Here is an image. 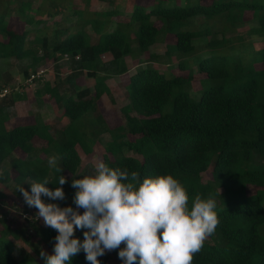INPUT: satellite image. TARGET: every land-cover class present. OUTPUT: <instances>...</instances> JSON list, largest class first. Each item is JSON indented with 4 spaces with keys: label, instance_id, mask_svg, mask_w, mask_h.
<instances>
[{
    "label": "trees",
    "instance_id": "1",
    "mask_svg": "<svg viewBox=\"0 0 264 264\" xmlns=\"http://www.w3.org/2000/svg\"><path fill=\"white\" fill-rule=\"evenodd\" d=\"M80 1L39 0L34 7L32 0H0L2 85L8 62H26L22 81L7 84L15 91L0 98V183L11 181L21 196L18 185L29 189L28 183L48 179L54 189L64 175L65 199L45 202L71 205V181L82 174L78 148L88 155L108 133L100 159L110 167L141 179L172 174L189 204L197 195L216 200L219 223L192 264H264V0ZM97 2L105 8L93 7ZM160 42L163 54L150 53ZM126 58L147 65L129 75ZM60 59L71 71L34 93L39 103L49 97L66 124L54 128L39 117L10 123L8 108L24 99L30 73ZM150 62L163 64V71ZM124 74L129 102L121 107L124 121L111 126L99 102L110 94L106 80ZM35 138L42 141L38 147ZM83 231L74 233L81 241ZM35 233L50 255L55 230ZM8 235L21 237L4 225L0 264H44L41 252L38 261L15 258ZM117 253L112 250L114 264H122ZM98 259L106 264L105 254ZM71 264L90 262L81 251Z\"/></svg>",
    "mask_w": 264,
    "mask_h": 264
},
{
    "label": "clouds",
    "instance_id": "2",
    "mask_svg": "<svg viewBox=\"0 0 264 264\" xmlns=\"http://www.w3.org/2000/svg\"><path fill=\"white\" fill-rule=\"evenodd\" d=\"M3 89L0 98L6 96ZM81 177L72 179L76 191L72 204L64 207L45 202L65 199L64 175L58 176L54 189L46 186L48 179L28 183L29 189L16 188L22 196L24 230L35 233L45 226L56 232L52 253L40 254L44 264H71L81 251L87 262L100 264L98 257L112 250H118L122 264H192L219 223L216 200L197 195L189 204L187 189L172 174L141 179L136 172L101 160ZM81 229H86L82 241L74 235Z\"/></svg>",
    "mask_w": 264,
    "mask_h": 264
},
{
    "label": "rangeland",
    "instance_id": "3",
    "mask_svg": "<svg viewBox=\"0 0 264 264\" xmlns=\"http://www.w3.org/2000/svg\"><path fill=\"white\" fill-rule=\"evenodd\" d=\"M33 6L35 7L39 0H32ZM123 4H126L129 0H119ZM151 0H143L141 3H149ZM208 1V0H206ZM80 0H76V3H80ZM93 7L96 9H102L105 8V5L97 2L92 4ZM60 16H56L54 19H59ZM43 19H46L48 21V24H51V20L47 19L46 17H43ZM168 40V39H167ZM165 46L164 43H156L153 46L150 47V53L152 54H159L162 55L164 52ZM147 57V55H145ZM142 60V58H140ZM9 65L6 66L5 71L3 73V78L8 79V82L10 79H13L16 82V79L20 82L22 81V78L19 74L20 67L24 66L26 64L25 61L23 62H8ZM126 63L129 68V75L135 71L138 67H144L147 64L142 63L137 66V63L135 60H132L131 58H126ZM149 65L155 66L158 69L163 71V64H159L156 62H150ZM137 66V67H136ZM72 65L68 63L66 60H58L56 63H53L51 61L45 62L41 65H39L37 68L45 69V76L43 81H35V83H31L29 85H26L24 89L25 97L22 101L16 102L12 105V107L8 108V114H9V120L11 119L10 123L15 121L17 124L27 125L29 124L32 119L35 117H39L40 119L47 121L53 125V127H62L66 124V120L61 115V110L57 109L55 107V103L49 98L45 97V100L42 103H39L37 99L35 98V90L39 89L42 84L45 83H52L55 80H61L71 71ZM174 73H179L177 69L173 70ZM8 82L2 85L0 80V87L7 88L6 96H8L10 93L14 92L13 87L14 83L7 86ZM80 82H83L85 85L87 84L86 80L80 79ZM127 82V74H124L122 76H116L109 78L106 80V85L110 88V94L105 97L103 96L101 101L99 102L100 110L102 114H104L106 120L110 122L111 126H116L124 121L122 113H121V107L126 105L129 102L128 94L126 92L125 83ZM198 82V81H196ZM198 83H195V86L197 87ZM10 88V89H9ZM4 90V89H3ZM22 90V89H21ZM69 90V89H68ZM2 91V90H1ZM195 91H192L191 93H194ZM129 140H133L135 136H127ZM110 136L108 133H104L100 136L99 141L96 142L95 148H93V152L85 155L83 152L78 148V151L80 153L81 157V164L79 168V171L81 170V175L89 173L94 165L99 162L100 155L103 152V146L106 141H109ZM34 145L39 146L42 144V141L38 138L34 139ZM127 155H134L141 158L140 155L135 154L133 152H126ZM1 171V168H0ZM12 175L14 174L11 172ZM81 175L79 178H82ZM203 180H207L210 178V173L205 172L203 175ZM78 178V179H79ZM14 186L12 185L11 181H7L6 183H0V196L2 200L0 199V215L2 218H5V222L0 221V233L3 231L4 225L9 226L12 230H17L20 232V238L16 239L11 236H7V239H9L13 245V255L15 258H21L25 254L29 256H33L35 260L38 261L37 253L38 252H46L48 249L44 247V243L39 242V237L36 233H34L31 230H24L26 228L25 223L20 218V211L22 210V203L20 201V198L22 196H19L18 194L13 193ZM82 212L83 209H80ZM26 232V233H24ZM30 235V236H29ZM27 237L28 241L25 239ZM123 246V244H121ZM106 257V264H114L116 261L114 260L112 256V251L105 253Z\"/></svg>",
    "mask_w": 264,
    "mask_h": 264
},
{
    "label": "built area",
    "instance_id": "4",
    "mask_svg": "<svg viewBox=\"0 0 264 264\" xmlns=\"http://www.w3.org/2000/svg\"><path fill=\"white\" fill-rule=\"evenodd\" d=\"M45 70L44 69H37L35 72H33V73H30V75L28 76V78H27V82L26 83H33L34 82V80L36 81V80H42L43 78H44V72ZM6 92V90L4 89L3 90V93H5Z\"/></svg>",
    "mask_w": 264,
    "mask_h": 264
}]
</instances>
